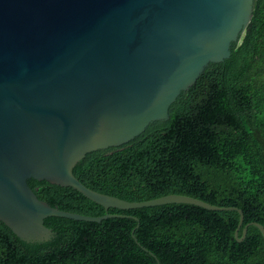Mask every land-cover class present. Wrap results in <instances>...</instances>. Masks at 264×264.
I'll return each mask as SVG.
<instances>
[{
    "label": "water",
    "instance_id": "obj_1",
    "mask_svg": "<svg viewBox=\"0 0 264 264\" xmlns=\"http://www.w3.org/2000/svg\"><path fill=\"white\" fill-rule=\"evenodd\" d=\"M254 0H0V222L27 242L54 236L48 217H111L61 210L28 181L72 187L105 209L185 203L236 210L169 194L128 201L93 190L73 173L92 151L119 147L172 104L210 63L229 58Z\"/></svg>",
    "mask_w": 264,
    "mask_h": 264
},
{
    "label": "trees",
    "instance_id": "obj_2",
    "mask_svg": "<svg viewBox=\"0 0 264 264\" xmlns=\"http://www.w3.org/2000/svg\"><path fill=\"white\" fill-rule=\"evenodd\" d=\"M87 187L128 201L169 194L235 206L264 226V0L231 55L210 63L172 104L120 145L87 153L73 169ZM40 200L100 222L48 217L54 236L27 242L0 222V264H264V237H235L236 210L185 203L105 209L72 187L28 181Z\"/></svg>",
    "mask_w": 264,
    "mask_h": 264
}]
</instances>
